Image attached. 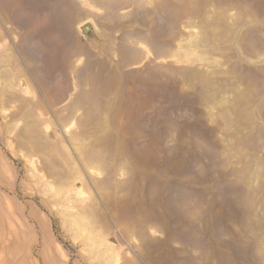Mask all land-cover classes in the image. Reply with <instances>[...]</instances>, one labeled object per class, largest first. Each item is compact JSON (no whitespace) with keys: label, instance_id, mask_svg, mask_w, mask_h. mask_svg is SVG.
<instances>
[{"label":"rangeland","instance_id":"rangeland-1","mask_svg":"<svg viewBox=\"0 0 264 264\" xmlns=\"http://www.w3.org/2000/svg\"><path fill=\"white\" fill-rule=\"evenodd\" d=\"M0 264H264V0H0Z\"/></svg>","mask_w":264,"mask_h":264}]
</instances>
